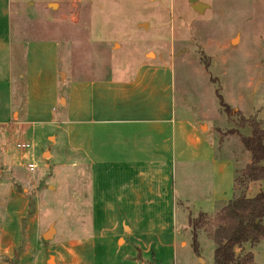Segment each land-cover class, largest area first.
I'll return each mask as SVG.
<instances>
[{
  "label": "rangeland",
  "instance_id": "1",
  "mask_svg": "<svg viewBox=\"0 0 264 264\" xmlns=\"http://www.w3.org/2000/svg\"><path fill=\"white\" fill-rule=\"evenodd\" d=\"M198 1L205 5L202 11L193 9L189 0L8 3L13 24L20 25L23 35L58 38L60 60L65 68L71 62L74 77L123 78L145 60L171 66L176 114L200 119L203 130L208 128L206 123L211 131L217 129L218 149L226 153L224 137H229L226 133L236 123L223 113L217 94L245 117L255 114L257 120L264 121V0ZM49 3H55L54 7ZM242 132L248 134L249 128L245 126ZM16 140L9 138L7 151L0 157V229L11 220L14 237L9 241L10 254L0 255V264H126L112 250L126 253L128 249L137 253L133 260H142V246L138 248V241L129 240L128 228L122 229L120 221L104 223L103 240L108 244H103L97 257L87 255L95 234L92 219L121 218L118 209L91 206L92 174L86 154L58 150L46 141L33 155L30 140ZM230 140L240 168L245 164V153L238 136ZM16 142L30 147L18 148ZM226 161L230 165L223 202L233 192L234 172L231 160ZM28 163L34 168L29 169ZM220 202L216 201L217 206ZM172 210L170 232L176 247L157 260L147 256L148 264H213L214 244L205 233L198 238L199 256L191 247L187 218L197 211L186 203ZM144 248L148 255L150 249L154 255L153 248ZM244 250L253 253L257 264H264L263 240L252 248L245 244Z\"/></svg>",
  "mask_w": 264,
  "mask_h": 264
},
{
  "label": "crops",
  "instance_id": "2",
  "mask_svg": "<svg viewBox=\"0 0 264 264\" xmlns=\"http://www.w3.org/2000/svg\"><path fill=\"white\" fill-rule=\"evenodd\" d=\"M12 15L8 0H0V157L12 136L30 140L33 155L46 141L58 150H81L91 168V206L118 209L121 218L92 219L95 234L87 255L97 257L108 244L103 240L108 221L127 226L129 240L142 246V260L132 259L134 249L112 250L124 263L148 264L147 256L157 260L169 253L176 247L170 232L175 205L186 203L210 214L227 198L222 193L230 165L226 159L231 160L233 186L235 170L249 162L241 145L246 160L237 167L230 144L237 135L224 137L227 152H220L217 129L211 131L205 122L203 130L200 119L176 114L171 66L145 60L123 78L74 77L71 62L65 68L60 60L58 38L26 37ZM262 186L261 181L250 182L247 196ZM216 201L222 203L217 206ZM10 224L0 229L3 256L10 254L14 238ZM122 241L126 246V238ZM144 246L153 248L154 255Z\"/></svg>",
  "mask_w": 264,
  "mask_h": 264
},
{
  "label": "trees",
  "instance_id": "3",
  "mask_svg": "<svg viewBox=\"0 0 264 264\" xmlns=\"http://www.w3.org/2000/svg\"><path fill=\"white\" fill-rule=\"evenodd\" d=\"M219 105L227 118H235V126L226 134H236L242 147L249 154V162L235 170L232 197L221 204L213 214L197 212L188 216L191 227V247L196 256L200 255L199 236L205 233L213 242V264H257L253 253L245 251L264 241V121L256 115L245 117L232 108L217 94ZM247 126L248 135L239 133ZM261 181L263 186L252 196L246 191L250 182ZM236 249H239L236 251Z\"/></svg>",
  "mask_w": 264,
  "mask_h": 264
},
{
  "label": "water",
  "instance_id": "4",
  "mask_svg": "<svg viewBox=\"0 0 264 264\" xmlns=\"http://www.w3.org/2000/svg\"><path fill=\"white\" fill-rule=\"evenodd\" d=\"M189 2L191 3L192 8L197 11H202V9L205 7V5L200 3L198 0H189ZM49 5L54 7L55 3H49ZM45 236L47 237V235Z\"/></svg>",
  "mask_w": 264,
  "mask_h": 264
},
{
  "label": "built area",
  "instance_id": "5",
  "mask_svg": "<svg viewBox=\"0 0 264 264\" xmlns=\"http://www.w3.org/2000/svg\"><path fill=\"white\" fill-rule=\"evenodd\" d=\"M16 147L23 149V148H29L30 145L27 144V143H17V144H16ZM27 167H28L29 169H33V168H34V165H33L32 163H28V164H27Z\"/></svg>",
  "mask_w": 264,
  "mask_h": 264
},
{
  "label": "bare ground",
  "instance_id": "6",
  "mask_svg": "<svg viewBox=\"0 0 264 264\" xmlns=\"http://www.w3.org/2000/svg\"><path fill=\"white\" fill-rule=\"evenodd\" d=\"M46 235H48V234H46Z\"/></svg>",
  "mask_w": 264,
  "mask_h": 264
}]
</instances>
